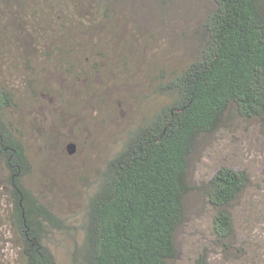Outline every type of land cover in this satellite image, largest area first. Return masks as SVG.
I'll list each match as a JSON object with an SVG mask.
<instances>
[{"label":"trees","instance_id":"1","mask_svg":"<svg viewBox=\"0 0 264 264\" xmlns=\"http://www.w3.org/2000/svg\"><path fill=\"white\" fill-rule=\"evenodd\" d=\"M32 1L40 16L57 13L62 54L81 56L91 50L89 41L102 55L99 29L115 21L117 0ZM208 1L201 19L183 34L189 60L160 70L155 80L153 91L165 102L96 169L82 239L69 250L70 264H170L193 199L210 212L211 242L222 260L264 264V240L243 227L244 221L239 232L234 223L235 209L244 220L264 215V196L244 198L251 183L246 170L221 164L194 179L199 148L230 121H256L264 130V0ZM17 111L13 92L0 83L8 226L22 264H59L46 229L60 228V220L24 182L30 163ZM195 264H208V256L199 253Z\"/></svg>","mask_w":264,"mask_h":264},{"label":"rangeland","instance_id":"2","mask_svg":"<svg viewBox=\"0 0 264 264\" xmlns=\"http://www.w3.org/2000/svg\"><path fill=\"white\" fill-rule=\"evenodd\" d=\"M208 3L117 0L115 21L99 29L104 36L97 45L102 55L88 41L91 50L78 56L59 51L63 41L57 36L62 35L57 13L40 16L32 0H0V83L11 89L18 103L16 120L30 163L24 182L60 220V228L46 229V242L59 264H70L69 250L82 239L96 169L165 102L153 91L155 80L160 70L189 60L190 43L183 34L194 28ZM69 142L76 145L72 154L66 150ZM221 164L250 175L245 199L264 196V130L258 122L230 121L227 129L202 144L194 179L205 178ZM5 181L0 162V264H22L8 226ZM235 210L237 231L244 221L243 227L264 240V215L244 220ZM210 220L208 208L193 199L170 264H195L199 253L208 256V264H232L212 245Z\"/></svg>","mask_w":264,"mask_h":264},{"label":"water","instance_id":"3","mask_svg":"<svg viewBox=\"0 0 264 264\" xmlns=\"http://www.w3.org/2000/svg\"><path fill=\"white\" fill-rule=\"evenodd\" d=\"M66 150L69 154H72L75 152L76 150V145L74 142H69L67 145H66Z\"/></svg>","mask_w":264,"mask_h":264}]
</instances>
